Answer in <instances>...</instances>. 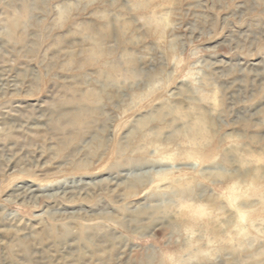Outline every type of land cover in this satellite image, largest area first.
Wrapping results in <instances>:
<instances>
[{"label": "rangeland", "instance_id": "rangeland-1", "mask_svg": "<svg viewBox=\"0 0 264 264\" xmlns=\"http://www.w3.org/2000/svg\"><path fill=\"white\" fill-rule=\"evenodd\" d=\"M1 119L0 264H264V0H0Z\"/></svg>", "mask_w": 264, "mask_h": 264}, {"label": "bare ground", "instance_id": "bare-ground-1", "mask_svg": "<svg viewBox=\"0 0 264 264\" xmlns=\"http://www.w3.org/2000/svg\"><path fill=\"white\" fill-rule=\"evenodd\" d=\"M22 9H23V10H22V16H24L23 14L26 13V11H25L26 9H25V7H23ZM81 109H82V108H81ZM2 124H4V122H3L2 119H1V120H0V125H2Z\"/></svg>", "mask_w": 264, "mask_h": 264}]
</instances>
